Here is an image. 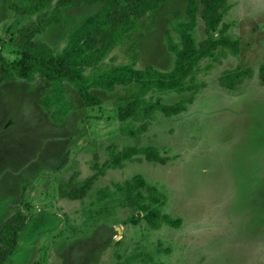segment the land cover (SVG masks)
I'll list each match as a JSON object with an SVG mask.
<instances>
[{
  "label": "rangeland",
  "instance_id": "rangeland-1",
  "mask_svg": "<svg viewBox=\"0 0 264 264\" xmlns=\"http://www.w3.org/2000/svg\"><path fill=\"white\" fill-rule=\"evenodd\" d=\"M229 4L223 36L230 44L219 45L214 57L200 61L187 79L186 89H194L147 94V99L169 106L183 103L185 111L171 117L155 114L137 138L121 134L117 122L79 124L91 114L67 84V98L77 113L62 123L39 104L46 88L40 78L32 91L22 79L0 87V229L14 214L15 200L23 197L34 208L6 264H39L44 253L46 264H264V0ZM186 7L187 0L163 4L151 13L146 37L116 48L106 64H128L137 43L141 58L136 69L170 72L176 55L168 50L166 33L182 43L171 23L189 22ZM88 8H67L63 28L35 39L60 52L68 31L90 13ZM203 9L192 32L198 48L221 37L222 24L210 30ZM178 10L182 19L175 16ZM37 18H19L0 0V52L9 62L20 57L16 28ZM238 68H252L253 75L234 79L237 84L230 89L221 77ZM139 90L134 84L92 93L113 109ZM140 127L134 123L135 129ZM132 147H154L168 161L149 162L144 155L123 159ZM118 155L123 165L113 168ZM137 175L151 188H136L132 197L141 193L142 202L158 206L178 227L162 223L153 229L130 203L126 182ZM93 177L91 190L80 199L54 192V187L70 190ZM156 197L163 206L153 201Z\"/></svg>",
  "mask_w": 264,
  "mask_h": 264
},
{
  "label": "trees",
  "instance_id": "trees-1",
  "mask_svg": "<svg viewBox=\"0 0 264 264\" xmlns=\"http://www.w3.org/2000/svg\"><path fill=\"white\" fill-rule=\"evenodd\" d=\"M7 6L19 18L37 15L34 24L23 23L16 28L18 44L17 54L20 56L14 62H9L0 52V87L19 79L25 80L29 91L40 78L45 86L44 96L39 104L46 110L56 123H62L71 114L77 113L76 105L68 98V86L81 97L86 105V111L91 114L79 124L91 123L96 120L106 123H120L118 131L131 138H137L140 130L147 131L150 120L155 114L162 113L168 117L185 111V105H166L160 100L147 99V94L153 90L161 92H184L187 79L192 75L200 61L207 57H214V50L219 45H229L230 41L223 33L228 26L223 23V17L231 9L229 0H187L186 14L189 22L171 23L172 28L182 38V43L174 41L172 33L167 31L166 44L168 50L176 55L175 66L170 72H162L153 67L143 70L136 69L141 53L137 43L129 52V63L107 65L106 59L118 47L142 40L147 35L152 21L151 13L157 11L163 4L171 0H4ZM98 6L95 13L85 18L71 28L66 36V44L60 52H56L48 43L37 41L35 38L50 27L63 28L65 25L63 11L65 8ZM203 6L202 17L210 30H217L222 24L221 37L217 40L209 39L206 44L197 47L192 32L197 26V15ZM178 19L183 18V12H175ZM14 36V35H13ZM237 51V43H233ZM253 75L252 68L236 69L225 73L221 82L228 88L234 89L236 81ZM264 80V68L261 71ZM139 85L140 90L123 106L108 109L104 107V100L93 95L92 91L112 93L117 86ZM93 112V113H90ZM88 121V122H87ZM134 123H140V129L134 128ZM96 139V138H95ZM136 155H144L149 162L165 165L167 158L160 155L154 147L140 149L132 147L126 150L123 159L129 160ZM140 159L139 161H141ZM113 168L122 167V158L115 156ZM96 177L78 187L60 185L54 187L55 194L60 198L77 200L91 190ZM151 188L141 175L126 182V192L130 203L137 206L143 218L153 229H159L162 223L178 227L179 222L168 218L157 208H150L142 202L145 198L138 193L134 198L132 193L136 188ZM142 197V198H141ZM157 205L163 206L159 197L153 199ZM14 214L0 229V264L15 253L21 233L29 221L34 217L33 204L20 197L12 203ZM46 253L41 255L39 264H46Z\"/></svg>",
  "mask_w": 264,
  "mask_h": 264
},
{
  "label": "crops",
  "instance_id": "crops-1",
  "mask_svg": "<svg viewBox=\"0 0 264 264\" xmlns=\"http://www.w3.org/2000/svg\"><path fill=\"white\" fill-rule=\"evenodd\" d=\"M71 8V7H70ZM79 8H86V7H84V6H82V7H79ZM93 8H95V7H92V8H88L89 9V11H90V13L87 15V16H85V17H83L82 19H81V21L80 22H82L85 18H87L88 16H90V15H92V14H94L95 13V9H94V11L93 12H91L92 10H93ZM67 8H65L64 9V11H63V15H64V13H65V10H66ZM64 20H65V18H64ZM74 24H75V22H74ZM79 24V23H78ZM77 24V25H78ZM76 26V25H75ZM74 26V27H75ZM59 29H61V28H56V27H50L48 30H51V31H57V30H59ZM47 30V31H48Z\"/></svg>",
  "mask_w": 264,
  "mask_h": 264
}]
</instances>
